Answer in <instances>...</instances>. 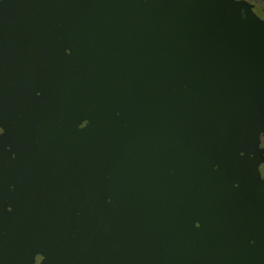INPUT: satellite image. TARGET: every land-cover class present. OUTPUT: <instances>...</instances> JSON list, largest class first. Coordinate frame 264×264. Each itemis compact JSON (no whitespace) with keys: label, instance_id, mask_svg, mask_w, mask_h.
I'll list each match as a JSON object with an SVG mask.
<instances>
[{"label":"water","instance_id":"95a60500","mask_svg":"<svg viewBox=\"0 0 264 264\" xmlns=\"http://www.w3.org/2000/svg\"><path fill=\"white\" fill-rule=\"evenodd\" d=\"M264 10L0 0V264H264Z\"/></svg>","mask_w":264,"mask_h":264},{"label":"flooded vegetation","instance_id":"af4514ba","mask_svg":"<svg viewBox=\"0 0 264 264\" xmlns=\"http://www.w3.org/2000/svg\"><path fill=\"white\" fill-rule=\"evenodd\" d=\"M244 1L250 3L251 5H253L259 9L264 10V0H244ZM261 139H262V143H263V157H264V134L262 135ZM263 169H264V166H263Z\"/></svg>","mask_w":264,"mask_h":264}]
</instances>
